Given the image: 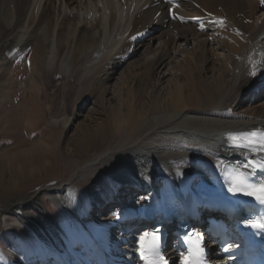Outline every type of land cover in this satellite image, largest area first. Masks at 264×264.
<instances>
[{
	"label": "bare ground",
	"instance_id": "1",
	"mask_svg": "<svg viewBox=\"0 0 264 264\" xmlns=\"http://www.w3.org/2000/svg\"><path fill=\"white\" fill-rule=\"evenodd\" d=\"M155 41L159 48L146 60ZM146 47L148 53L129 67L136 71L133 87L109 86L128 58ZM18 61L29 82L45 88L62 75L66 81L79 76L77 106L71 116L55 113L53 129L69 130L82 117L89 91L106 107L96 113L102 118L96 128L88 122L94 118L78 126L69 142L67 153L75 158L70 163L87 181L108 174L123 189L140 192L126 208L111 205L110 213L102 208L112 197L88 195V186L49 187L45 193L65 216L63 226L39 195L0 202V251L9 264H51L54 258L61 264H138L140 237L148 219L164 212L169 192L187 206H224L242 199L228 191L225 171L247 172L245 163H264V154L238 150L229 139L264 132V104L245 108L238 102L264 90L262 0H0V93L5 72ZM163 66L171 70L160 71ZM36 148L45 153L51 145L45 140ZM12 164L0 157V195L16 188L1 179ZM9 216L36 239L38 253L26 254L22 242L12 239L2 249Z\"/></svg>",
	"mask_w": 264,
	"mask_h": 264
},
{
	"label": "rangeland",
	"instance_id": "2",
	"mask_svg": "<svg viewBox=\"0 0 264 264\" xmlns=\"http://www.w3.org/2000/svg\"><path fill=\"white\" fill-rule=\"evenodd\" d=\"M78 4H80V2ZM68 12V14L73 13L72 10ZM262 12L263 11H260V14H262ZM158 43V41H155L150 45L152 47V53H148L147 50L149 47H146L131 58H128L127 62L124 64L125 68L126 66L127 68L124 70L119 69L113 76L109 86L113 87L121 85V83H127L125 84L126 87L127 85L128 87H133L135 84L136 71L130 69L132 68V64L141 60L147 53L148 56L146 60L154 58L159 48ZM189 47L193 50L195 46L191 43ZM145 51H147V53ZM172 56H178V54L173 53ZM182 58V56H179L178 60H182ZM164 68L163 66L160 71ZM166 70L171 69L169 66H166L164 71ZM5 73L2 80L5 82L6 90L0 93V157L3 158L5 163L12 160L13 169L8 176H3L1 179L9 185L16 184V188L8 192H3L0 195V202L10 203L12 200L39 195L44 209L52 220L57 225L63 226L67 223V220L61 209L46 195L45 190L49 187L68 184H74L76 186L82 185L84 187L88 186L89 190L86 193L93 196L99 194L112 196L117 186L121 192L127 190L124 194L134 193L132 189H123V184L111 178L108 174H100L99 176L92 175L89 177V181H87L85 180L86 177L84 178V176L80 175V166L70 163L75 160V158H72L67 153L71 150L69 142L76 133L78 126L88 120L87 118L95 119L93 122H91V120L88 121L90 126L94 128H96L97 124L102 122V118H100V120L97 119L99 116L96 113L104 112L106 105L97 102L96 99H94L95 95H93V92L89 91L88 93L89 97L87 96L88 98L84 104L82 117L75 121L74 125L69 130H63L61 128L57 130L53 129L54 121H56L54 119L55 113L56 115L60 113L57 115H60L59 117H62L63 114L71 116L77 106L76 95L80 88L76 82V77H79L78 75L73 81L64 80L66 75H62L61 78L45 88V86L39 83L33 85L29 82L30 73H28L22 61L16 62L13 69ZM158 76L159 75L156 76L155 80ZM183 80L185 81V78H183ZM258 94L256 98L246 102L244 99L238 98V102L245 108L250 107L249 105L251 104L261 106L264 104V90L258 91ZM107 106H109V104ZM53 107H55V110ZM80 109L81 106L77 108V111ZM102 117L105 120L107 119L104 116ZM31 125L34 127H31ZM45 140H49L51 148L45 153L37 152L38 150L36 147L45 143ZM85 160L86 159H83V161ZM46 162L49 165L44 167V165L47 164ZM33 166L39 168L36 170L35 175L31 176L30 171ZM96 187L99 188V192H95ZM110 189H112V191H110ZM131 196L132 195L126 197V200ZM112 204L111 201L105 202L103 206L106 207H103L102 211L110 212L108 210L109 206L111 207ZM28 212L34 216L37 215L34 209H30ZM97 212L98 209H95L92 215H96ZM9 219L11 220L10 226L3 227L4 233L1 234L2 249L6 251L9 245L8 242L12 239L22 242L26 254L33 255L34 253H38L40 246L37 245L36 239L25 229L16 225L14 217L9 216ZM2 261L1 259L0 264H3Z\"/></svg>",
	"mask_w": 264,
	"mask_h": 264
},
{
	"label": "snow or ice",
	"instance_id": "3",
	"mask_svg": "<svg viewBox=\"0 0 264 264\" xmlns=\"http://www.w3.org/2000/svg\"><path fill=\"white\" fill-rule=\"evenodd\" d=\"M264 3V0H262ZM256 133H242L238 136H231L229 139L232 141V146L238 150L251 149L264 152V134H261L257 139ZM258 145V148H257ZM257 167L261 171H264V163L257 165L256 162L249 161L243 165L244 169H250V171L244 172L239 168L234 169V175L229 181L228 191L234 195H245L254 198L260 204L264 205V182L259 185L251 184L249 177H251ZM253 227H259L264 229V220H261L258 224L251 225ZM160 237L157 233L145 232L139 240V248L141 257L145 260L146 264H167V261L159 252ZM203 247L200 243H197L195 248L189 252L187 258L184 259L183 264H202Z\"/></svg>",
	"mask_w": 264,
	"mask_h": 264
}]
</instances>
